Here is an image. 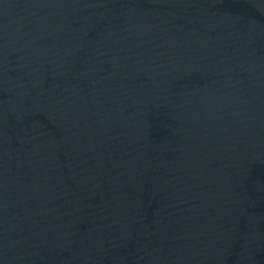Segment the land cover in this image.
<instances>
[{
  "label": "water",
  "instance_id": "water-1",
  "mask_svg": "<svg viewBox=\"0 0 264 264\" xmlns=\"http://www.w3.org/2000/svg\"><path fill=\"white\" fill-rule=\"evenodd\" d=\"M0 264H264V0H0Z\"/></svg>",
  "mask_w": 264,
  "mask_h": 264
}]
</instances>
